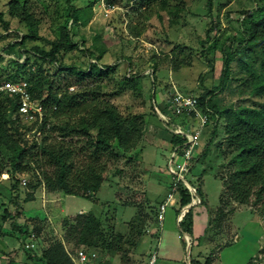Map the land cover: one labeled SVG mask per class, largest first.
I'll return each mask as SVG.
<instances>
[{
	"label": "trees",
	"instance_id": "1",
	"mask_svg": "<svg viewBox=\"0 0 264 264\" xmlns=\"http://www.w3.org/2000/svg\"><path fill=\"white\" fill-rule=\"evenodd\" d=\"M64 1L67 4L65 18L56 26L58 36L53 39L39 35L45 15L39 0H8L5 11H0V39L6 36L17 39L14 44L18 45L19 56L23 55L22 62L10 61L12 71L0 76V83L25 80L31 96L42 105L44 111L40 121L28 123L16 111L18 98L0 94V181L8 183V199L13 205L12 210L2 205V218L10 220L11 229L21 236L28 232H34L36 236L38 234L14 221L22 215V204L34 200L36 190L42 188L51 193L95 201L109 164L117 160L120 154H126L138 145L144 128L142 114L124 115L112 103L111 99L118 95L122 87L111 92L103 90L104 79H109L114 71V65H101L99 62L105 52L104 47L93 44L83 48L94 61L87 62L85 68L64 63V56L80 47L73 41L70 28L85 27L93 15L95 3L90 1L83 7H77L72 3L73 0ZM108 1L120 4L122 0ZM206 2L211 8L212 0ZM166 3V0H132V4H128L129 10L117 12L118 23L121 27L124 24L122 31L128 36L139 37L142 29H138L132 19L134 14L145 10L143 7L146 5L150 9H165L178 18L177 11L167 8ZM241 15L243 18L237 33L239 37L227 35L216 38L210 47L220 53L222 58L218 84L197 96L190 94L197 99L199 108L203 111L208 108L211 113L207 116L210 122L200 131V141L205 136L203 149L193 154L189 172L194 163L203 164L204 157L210 155L211 147H214L213 158L224 162L219 164H224L220 176L214 174L222 181L223 190L219 196L221 207L226 201L245 205L261 216L264 225V0H254L251 9L242 11ZM10 20L22 25L26 33L20 35L17 29L12 30ZM213 29L206 30V40ZM80 43L84 46L83 40ZM7 47L9 49L11 45ZM152 74V81H155V68ZM70 76L72 81L67 80ZM141 77V73L129 74L123 77L124 85L138 91L137 81ZM70 87L73 89L70 90ZM174 90L169 92L166 106L161 111L172 114L163 122L169 131L170 151L174 146H182L185 141V138L174 134L171 128L186 125L187 120L170 107V96ZM154 92L151 93V99ZM226 95H236L237 100L227 101ZM154 106L151 103L152 113H155ZM193 124L196 125L195 122ZM70 135L84 140L73 142L68 138ZM2 174L7 177L1 179ZM22 174L29 176L24 185L19 177ZM189 183L195 188L200 199L197 205H200L203 193L201 179ZM175 198L173 205H176L177 217L181 209L192 201L191 194L181 181L177 185ZM122 205L133 206L128 201L122 202ZM193 207L178 222L182 234L192 236ZM232 210L233 207L229 209ZM217 211L219 216L222 215L220 208ZM151 212V218L156 222L155 206L151 207ZM212 219L214 217L210 218L208 227L215 225ZM62 228V240H43L45 247L35 260L36 263L73 264L65 243L73 247L84 245L88 252H97L100 256L121 250L122 236L116 233L115 225L95 220L90 212L64 218ZM193 244L194 240L190 252ZM29 258H35L34 251L29 254ZM198 263L196 258L189 261V264ZM208 263L207 258L204 264Z\"/></svg>",
	"mask_w": 264,
	"mask_h": 264
},
{
	"label": "rangeland",
	"instance_id": "2",
	"mask_svg": "<svg viewBox=\"0 0 264 264\" xmlns=\"http://www.w3.org/2000/svg\"><path fill=\"white\" fill-rule=\"evenodd\" d=\"M7 1L0 0V11H5ZM90 1L95 2L90 21L85 27L70 28L73 41L80 47L68 52L63 61L65 64L85 68L87 62H92L93 59L86 55L84 49L93 44L104 47L105 52L99 62L101 65H114V71L109 79H104L103 90L111 92L122 87L111 101L124 115H143L142 137L135 148L126 154H120L117 160L109 164L96 192L95 201L57 192L49 193L39 188L35 192L34 200L22 204V215L14 221L27 227L29 231L38 232V245L32 251L37 252L40 257L44 239L62 240L64 218L90 212L95 220L114 224L116 233L122 236L120 251H111L103 256L96 252L97 264L101 261V264H147L148 255L156 249L157 264L164 263V255L165 264H188L195 258L198 264H204L207 258L208 264H264V225L261 216L245 205L230 201L224 202L222 207L220 205L219 196L223 186L221 179L214 174L220 176L224 164H219L224 162L222 159L217 161L213 158L214 147H211L210 155L202 158L203 164L194 163L191 171L185 175L187 182L193 183L197 178L202 182V203L191 210L193 232L199 235L197 245L194 244L187 255L186 248L182 246V242L186 244L187 240L183 237L175 217L176 205L166 207L160 241L157 237L149 236L157 228L151 218V207L164 198L170 184V176L166 170L170 158L169 131L163 122L172 114L161 113L162 108L166 106L169 92L175 88L187 95L197 96L203 90L218 84L222 58L220 53L210 47L216 38L227 35L239 37L237 33L243 18L241 12L251 9L254 0H212L211 8H208L207 0H166L167 8L173 12L177 11L178 18L165 9H150L146 5L143 7L146 9L134 14L132 19L138 29H142L138 38L128 36L122 31L124 24L121 27L118 23L119 11L104 15L98 0H73L72 3L83 7ZM39 2L45 10L39 35L53 39L58 36L56 26L64 20L67 4L64 0ZM128 4L131 5L132 0H122L119 5L122 10L127 11L130 8ZM69 24L70 21L67 22V25ZM10 28L17 29L20 35L26 33V29L14 20H10ZM210 28L214 29L206 40V30ZM82 40L84 46H81ZM17 41L9 36L0 39V76L12 71L11 60H23V55L19 56L18 45L14 44ZM7 45L11 47L8 49ZM28 45L30 46L31 42ZM154 68L155 81H152ZM132 73L142 74L141 79L137 81L140 89L138 91L124 85L123 77ZM67 80L72 81L73 78L70 76ZM152 91H155L153 99ZM235 96L226 95L225 99L236 101ZM151 103L155 105V113H152ZM52 123L53 121L50 122ZM54 134L57 135V132ZM68 138L73 142L84 140L75 135ZM202 139L196 153L203 149L204 135ZM19 177L20 180L29 179V176L24 174ZM7 189L8 183L1 180L0 264H6L8 258L16 260L15 262L33 264L26 260V251L21 247L23 236L11 229L10 220L2 218L3 204L8 210L13 208ZM124 201L131 202L133 206L122 205ZM232 207L233 210L229 211ZM219 208L222 210L220 216L217 211ZM211 217H214L212 220L215 225L208 227ZM189 242L191 244V239ZM65 248L72 257L73 251L75 253L79 248L85 250L86 246L73 247L65 243Z\"/></svg>",
	"mask_w": 264,
	"mask_h": 264
},
{
	"label": "built area",
	"instance_id": "3",
	"mask_svg": "<svg viewBox=\"0 0 264 264\" xmlns=\"http://www.w3.org/2000/svg\"><path fill=\"white\" fill-rule=\"evenodd\" d=\"M104 15H110L115 11L125 12L122 10L120 5L116 2L111 3L108 0H98ZM70 90L73 87L69 88ZM175 89V88H174ZM0 94H7L9 96H15L18 98L16 107L17 113L20 117L28 122L40 121L43 117V107L35 100L30 92L29 85L25 80H19L16 82L5 81L0 83ZM170 107L175 111L176 114L182 115L187 118L186 125H175L171 128L174 134L185 138L182 146H174L170 151V158L166 170L170 176V184L168 191L164 198L158 202L156 208V224L160 228L164 220V214L166 207L173 205L176 201L175 191L178 183L181 181L191 194L192 201L190 204L193 206L199 204L200 199L198 198L195 188L190 185L185 179V175L189 173L193 162V154L200 146V131L208 122V114L211 113L210 109L205 108L204 111L198 107L197 99L192 95H187L174 90L170 96ZM190 118V119H189ZM165 119V118H164ZM164 121H167L166 119ZM193 122L196 123L193 124ZM179 149V151H178ZM7 175L2 174L1 177ZM21 184H25V180L22 179ZM186 207V206H185ZM183 207L180 214L177 216V222L180 221L184 213L188 210ZM187 240V239H186ZM38 245V237L34 232H28L24 236V242L22 243L23 250L32 251ZM157 252L153 251L149 257L148 264H154L156 261ZM94 252H86L83 248L76 250L72 260L74 264H86L89 258H95Z\"/></svg>",
	"mask_w": 264,
	"mask_h": 264
},
{
	"label": "crops",
	"instance_id": "4",
	"mask_svg": "<svg viewBox=\"0 0 264 264\" xmlns=\"http://www.w3.org/2000/svg\"><path fill=\"white\" fill-rule=\"evenodd\" d=\"M4 175H6V174H4ZM41 190H43L42 188H40ZM44 191V190H43ZM49 193H51V192H49ZM61 211H63V209H61ZM155 224V226L157 227V228H155V230H153L152 232H151V234H149V236L150 237H152V238H154V237H157V240L158 241H160V239H161V227L159 228L158 226H157V224H156V222H154ZM184 235H183V237L185 238L186 236H185V233H183ZM190 236V235H189ZM190 239H191V243H192V241L194 240V243H195V245H197V242L199 241V235H195L194 234V232H193V227H192V236H190ZM158 241H157V246H158ZM24 242V235H23V240H22V242H20V244H21V247H22V243ZM182 242V241H181ZM184 244V245H183ZM186 245H187V242H186V244H185V242H182V246L184 247V248H186ZM194 245V244H193ZM41 246H42V248L43 247H45V242L43 241L42 243H41ZM190 246H191V244H190ZM157 250V249H156ZM156 250H154V251H156ZM190 250V249H189ZM24 251H26V260L27 261H31V262H33V264H38V263H36L35 262V260H37L38 258H39V254L36 252H34L35 253V258H29V254L32 252V251H29V250H24ZM85 251L86 252H88L86 249H85ZM89 252H91V251H89ZM88 252V253H89ZM152 254V253H151ZM150 254V255H151ZM74 255H75V253H74V251H73V256L71 257V260H72V258L74 257ZM96 255V257L95 258H89V260L87 261V264H97V261H98V256H97V254H95ZM150 255H148V258L150 257ZM165 256V255H164ZM162 257V260H163V264H165V260H166V257ZM16 260H14V259H12V258H8V260H7V263L6 264H16V263H18V264H26V263H24L23 261H17V262H15ZM157 261H158V255L156 256V261H155V263L154 264H157ZM72 262H73V264H74V261L72 260ZM102 263V261L100 262V263H98V264H101ZM170 263V262H169ZM147 264H148V261H147ZM170 264H172V263H170ZM189 264V263H188Z\"/></svg>",
	"mask_w": 264,
	"mask_h": 264
},
{
	"label": "water",
	"instance_id": "5",
	"mask_svg": "<svg viewBox=\"0 0 264 264\" xmlns=\"http://www.w3.org/2000/svg\"><path fill=\"white\" fill-rule=\"evenodd\" d=\"M193 204H189L185 207V209H189L190 207H192ZM186 236V239H187V247H186V250H187V255L189 253V248H190V242H189V239H190V236L188 234H185Z\"/></svg>",
	"mask_w": 264,
	"mask_h": 264
}]
</instances>
